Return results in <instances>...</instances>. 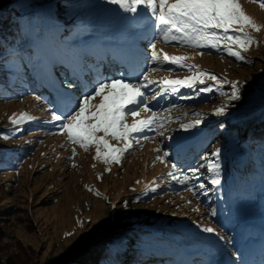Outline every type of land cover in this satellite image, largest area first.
I'll return each instance as SVG.
<instances>
[{
    "label": "rangeland",
    "instance_id": "obj_1",
    "mask_svg": "<svg viewBox=\"0 0 264 264\" xmlns=\"http://www.w3.org/2000/svg\"><path fill=\"white\" fill-rule=\"evenodd\" d=\"M141 1L79 0L91 16L81 29L64 17L69 12L64 0H0V7L8 4L32 23L29 43L41 59L30 67L40 87H47L29 100L30 95L0 104V125L18 134L31 130L32 147L14 173L0 174V264H71L105 240L125 236L136 222L151 220L154 231L174 230L189 239L182 243L187 251L182 264L186 258L192 264L196 256L200 264H251L263 252L264 172L246 167L250 172L245 174L241 155L248 148L229 137L214 143L213 134L226 120L222 117L244 122L264 112V0H150L152 21L166 25L167 35L158 43L147 31L153 28L150 21L142 23L148 10H133ZM79 11L74 6L70 13ZM80 42L89 52V45L109 49L123 66L139 59L144 69L136 80H123L121 69L107 59L117 57L100 55L112 72L106 74L109 80L99 77L91 89L69 92L65 66L79 63L73 45ZM217 120L213 133L202 134L199 126ZM32 121L47 130L32 129ZM206 141L213 142L208 152L214 160L208 162L212 169L201 171L206 189L214 192L208 179L223 175V165L216 164L221 156L230 158L231 186L214 203L219 213L211 219L205 209L204 220L206 203L199 202L192 186L177 195V182L168 185L177 192H158L155 182L171 169L172 151L181 154ZM185 164L180 161L177 171L183 172ZM184 178L190 185L196 176ZM223 226L227 233L219 232Z\"/></svg>",
    "mask_w": 264,
    "mask_h": 264
},
{
    "label": "trees",
    "instance_id": "obj_2",
    "mask_svg": "<svg viewBox=\"0 0 264 264\" xmlns=\"http://www.w3.org/2000/svg\"><path fill=\"white\" fill-rule=\"evenodd\" d=\"M64 1L69 7V12L64 17L67 20L69 17L75 20L70 25L86 29L88 25L84 24L83 19L86 18L89 22L91 16L82 11L79 0ZM74 6L80 10L78 14L70 13ZM31 26L32 23L28 18L21 17L18 10L10 8L8 4L0 7V104L22 101L28 95H30L28 100L32 98L30 89L33 86L29 82L33 80L28 60L39 58V54L28 44ZM221 125L220 131L216 134L217 140L234 135L236 140L238 139L248 148L247 161L250 165L262 170L264 112L256 113L255 118L244 122L226 119ZM34 128L36 127L32 129ZM201 128L209 131L213 128V124L202 125ZM30 132L31 130L24 134L22 131L18 134L13 127L0 125V174L14 173L21 161L30 156L32 147L27 140ZM198 165L196 172L191 171L187 175L199 172L203 163ZM202 185L196 186L199 189L205 188ZM209 195V192L208 194L207 191L203 192L202 203H206L205 198ZM201 208L203 216L205 209L209 210V208L207 206ZM153 227L152 220L150 223L138 221L125 236L105 240L97 248L78 256L80 259L72 260L71 264H176L178 257L172 256L171 252L175 253L182 247L183 238L174 230L154 231Z\"/></svg>",
    "mask_w": 264,
    "mask_h": 264
}]
</instances>
